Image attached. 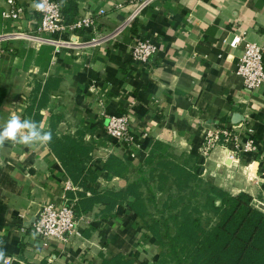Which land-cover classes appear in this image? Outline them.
<instances>
[{
  "label": "crops",
  "instance_id": "obj_1",
  "mask_svg": "<svg viewBox=\"0 0 264 264\" xmlns=\"http://www.w3.org/2000/svg\"><path fill=\"white\" fill-rule=\"evenodd\" d=\"M57 1L62 6L67 2ZM76 1V19L95 20L92 28L71 35L83 43L80 48L64 47L55 53L53 45L41 41L4 45L0 87L7 92L0 124L13 114L31 119L27 106L40 97L45 81L59 79L41 109V122L57 135L84 130L85 139L94 145L98 189L106 188L104 182L108 188L127 185L125 178L109 179L103 170L110 155L129 158L138 167L160 140L192 150L203 175L216 185L232 194L247 192L262 203L264 86L253 91L244 86L236 74L242 48L230 42L244 35L264 49V0H153L143 8V0ZM17 3L25 8V18L5 20L6 0H0V33L33 32L38 24L33 0ZM138 39L157 46L147 62L132 59L131 48ZM105 113L129 115L138 142L133 156L108 136ZM226 128L228 140L206 154L209 134L220 132L224 140ZM81 190L49 145L7 144L0 150V247L8 257L22 264H101L102 253L130 258L136 251L139 261L156 258L160 243L128 204L118 206L110 218H102V206L97 205L78 218L79 236L42 246L31 232L41 207L67 204L70 195ZM103 236L108 247L101 244Z\"/></svg>",
  "mask_w": 264,
  "mask_h": 264
},
{
  "label": "trees",
  "instance_id": "obj_2",
  "mask_svg": "<svg viewBox=\"0 0 264 264\" xmlns=\"http://www.w3.org/2000/svg\"><path fill=\"white\" fill-rule=\"evenodd\" d=\"M62 13L66 24L74 23L77 1L67 0ZM58 84L59 79L55 78L45 81L40 97L27 106L31 119L41 122V109L49 100V91ZM6 92L0 87V106ZM52 133L53 140L48 144L51 151L67 177L83 189L77 196L71 194L67 203L73 206L76 218L97 205L102 206L99 211L102 218L114 217L118 206L128 204L164 247L153 264H264V212L254 206L249 193L232 194L204 180L199 156L190 155L195 164L188 166L187 160L182 162L173 153L170 144L160 140L154 141L138 167H133L129 158L110 155L103 170L109 179L125 178L127 185L120 189H98L94 186L99 177L94 169V145L85 139L84 130L64 135ZM145 168L147 178H132ZM159 203L163 210L157 217L152 209ZM205 209L214 214L215 222L204 223ZM101 244L109 246L104 236ZM101 257V264H148L139 261L138 251L130 258L122 253L110 258L102 253Z\"/></svg>",
  "mask_w": 264,
  "mask_h": 264
},
{
  "label": "built area",
  "instance_id": "obj_3",
  "mask_svg": "<svg viewBox=\"0 0 264 264\" xmlns=\"http://www.w3.org/2000/svg\"><path fill=\"white\" fill-rule=\"evenodd\" d=\"M153 0H143L140 7H146ZM51 11L47 13L39 12L38 24L32 29L33 32H27L20 29L13 30L22 34V37L1 38L0 37V64L4 52V45L7 41L29 40L41 41L42 43L51 44L55 47V53L62 48L78 49L82 42L71 37L77 30H84L95 26V20L91 16L77 19L72 24H66L62 13V5L57 0H49ZM140 10V8H139ZM106 10L101 9L99 13L104 14ZM5 20H22L25 18V8L17 3V0H6V6L2 12ZM8 32H2L6 34ZM232 47H241L242 55L239 59L236 74L243 79L244 86L248 90H258L264 86V49L256 42L249 41L244 35H236L230 42ZM157 53V46L150 40L138 39L131 48L132 59L138 62H147L151 56ZM107 122L105 130L109 137L119 142L130 155H134V150L138 146L137 136L131 128V122L127 113H105ZM226 139L222 140L220 132L210 133L207 138V146L211 148L217 144H222L229 137L230 130L227 128L222 131ZM233 157V155H232ZM68 188H72L68 184ZM264 205V203L262 202ZM40 231L36 237L40 240L42 246H48L51 241H64L72 235L79 236L78 219L75 216L73 206L70 204H44L39 213V217L33 222L31 232ZM10 264H13V259Z\"/></svg>",
  "mask_w": 264,
  "mask_h": 264
},
{
  "label": "clouds",
  "instance_id": "obj_4",
  "mask_svg": "<svg viewBox=\"0 0 264 264\" xmlns=\"http://www.w3.org/2000/svg\"><path fill=\"white\" fill-rule=\"evenodd\" d=\"M31 7L36 11L47 13L51 11L49 0H33ZM53 140V133L46 129L43 122L34 119L24 118L19 115H11L3 124H0V150L7 144L23 145L29 148L48 145ZM40 231L37 228L32 235L35 237ZM16 264H22L19 258H13ZM0 264H10L6 250L0 247Z\"/></svg>",
  "mask_w": 264,
  "mask_h": 264
},
{
  "label": "rangeland",
  "instance_id": "obj_5",
  "mask_svg": "<svg viewBox=\"0 0 264 264\" xmlns=\"http://www.w3.org/2000/svg\"><path fill=\"white\" fill-rule=\"evenodd\" d=\"M8 43H9V41H7ZM172 146V145H171ZM172 148H173V153L174 154H176V156H179V158H180V161H185V160H187L188 162H187V164H188V166H193L195 163H194V158H192V157H189L190 155H194V153H193V151L192 150H190V149H183V148H179V147H176V146H172ZM211 150V148H208V146L206 145V149L204 150V152L206 153V154H208V152ZM196 155V154H195ZM202 178L204 179V180H209L208 178H207V175H203V171H202ZM148 177V170H147V168H145L141 173L140 172H138V173H135L134 175H133V179L134 178H147ZM211 181V180H210ZM212 182V181H211ZM214 183V182H213ZM215 184V183H214ZM103 186H105L106 188H108V185H107V183L106 182H104V184H103ZM219 186V185H218ZM219 187H221V188H223L222 186H219ZM224 189V188H223ZM224 190H226V189H224ZM163 196H165V195H163ZM158 197L159 198H161V195H158ZM262 202L264 203V201L262 200ZM253 204H254V206L255 207H257L258 209H260V210H262L263 212H264V205L260 202V201H254V199H253ZM162 210H163V207L161 206V204L159 203V204H157V206L156 207H154L153 206V209H152V211L155 213V215L157 216V217H159V216H161V213H162ZM78 219V218H77ZM149 219V218H148ZM203 220H204V223L207 225V224H211V223H213V222H215V216H214V214L210 211V210H208V209H205L204 210V217H203ZM141 225H142V227L143 228H147L146 227V224H144V222L141 220V219H139V221H138ZM172 226V231L174 230V227H173V225H171ZM159 245V248H158V257H159V255H160V252L161 251H163V246L161 245V243L160 244H158ZM151 254V253H150ZM156 256V258H158ZM151 258V257H150ZM142 261V260H141ZM144 261H147V263L148 264H153V262H155V259H144Z\"/></svg>",
  "mask_w": 264,
  "mask_h": 264
},
{
  "label": "bare ground",
  "instance_id": "obj_6",
  "mask_svg": "<svg viewBox=\"0 0 264 264\" xmlns=\"http://www.w3.org/2000/svg\"><path fill=\"white\" fill-rule=\"evenodd\" d=\"M0 37H1V38H5V37H7V38L17 39V38L22 37V34L16 33L15 31H10V32H8V33H6V34H4V35L1 34ZM234 160H236V159H234Z\"/></svg>",
  "mask_w": 264,
  "mask_h": 264
},
{
  "label": "water",
  "instance_id": "obj_7",
  "mask_svg": "<svg viewBox=\"0 0 264 264\" xmlns=\"http://www.w3.org/2000/svg\"><path fill=\"white\" fill-rule=\"evenodd\" d=\"M39 213H40V211L38 212V214H37V216H36V219L39 217ZM36 219H35V220H36ZM35 220H34L33 222H35Z\"/></svg>",
  "mask_w": 264,
  "mask_h": 264
}]
</instances>
